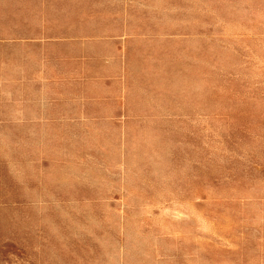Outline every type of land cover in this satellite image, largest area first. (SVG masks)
I'll return each instance as SVG.
<instances>
[{"label": "rangeland", "instance_id": "obj_1", "mask_svg": "<svg viewBox=\"0 0 264 264\" xmlns=\"http://www.w3.org/2000/svg\"><path fill=\"white\" fill-rule=\"evenodd\" d=\"M52 25L82 79L48 128L0 131V264H264V0H66Z\"/></svg>", "mask_w": 264, "mask_h": 264}, {"label": "crops", "instance_id": "obj_2", "mask_svg": "<svg viewBox=\"0 0 264 264\" xmlns=\"http://www.w3.org/2000/svg\"><path fill=\"white\" fill-rule=\"evenodd\" d=\"M65 1L0 0V131L48 128L53 88L62 103L68 81L82 79L68 69L66 29L53 32L52 4Z\"/></svg>", "mask_w": 264, "mask_h": 264}]
</instances>
